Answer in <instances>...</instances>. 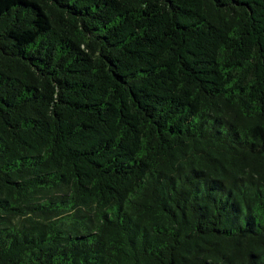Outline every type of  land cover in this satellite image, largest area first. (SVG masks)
Listing matches in <instances>:
<instances>
[{"label": "trees", "instance_id": "1", "mask_svg": "<svg viewBox=\"0 0 264 264\" xmlns=\"http://www.w3.org/2000/svg\"><path fill=\"white\" fill-rule=\"evenodd\" d=\"M0 264H264V0H0Z\"/></svg>", "mask_w": 264, "mask_h": 264}]
</instances>
